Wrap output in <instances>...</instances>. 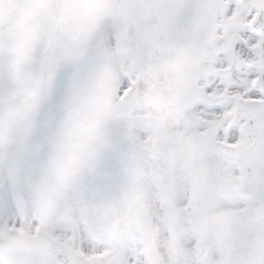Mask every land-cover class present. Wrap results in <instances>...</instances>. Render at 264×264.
<instances>
[{
  "label": "clouds",
  "instance_id": "clouds-1",
  "mask_svg": "<svg viewBox=\"0 0 264 264\" xmlns=\"http://www.w3.org/2000/svg\"><path fill=\"white\" fill-rule=\"evenodd\" d=\"M0 264H264V0H0Z\"/></svg>",
  "mask_w": 264,
  "mask_h": 264
}]
</instances>
